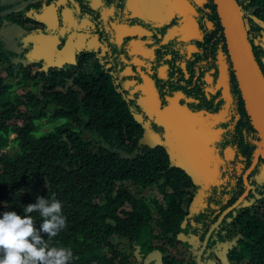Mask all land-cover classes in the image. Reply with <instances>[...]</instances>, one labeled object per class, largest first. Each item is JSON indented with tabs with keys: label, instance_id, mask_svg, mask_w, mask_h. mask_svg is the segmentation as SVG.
<instances>
[{
	"label": "trees",
	"instance_id": "obj_1",
	"mask_svg": "<svg viewBox=\"0 0 264 264\" xmlns=\"http://www.w3.org/2000/svg\"><path fill=\"white\" fill-rule=\"evenodd\" d=\"M239 1L264 68V53L259 46L264 27L250 24L253 15L264 19V13L259 15L256 10L264 6V0ZM209 2L210 13L204 10L201 15L204 12L205 20H211L206 29L210 28L212 39L201 40L194 47L178 38L163 40L157 50L162 53V61L167 57L168 62L152 70L137 69V78L132 68L138 63L136 56H142L140 44L144 45L149 32L164 37L167 31L163 25H152L153 19L148 15L116 32L120 25L112 29L81 25L84 18L76 12L78 25L73 35L87 33L86 38L69 56H55L58 65L44 56L37 48L40 44L33 41L18 54L4 56L17 55L0 69V214L6 210L23 214V205L36 201L27 191L30 186L41 196L54 194L63 203L66 225L51 244L70 247L74 254L71 264H115L109 254L116 260L123 256L116 250L117 242L133 237L139 226L145 235H151L150 222L148 216L138 215L127 221L128 226L106 222L115 219L123 195L133 197L125 189L126 182L141 188L152 183L153 175L163 164L161 146L153 148L143 140L152 130L161 132L160 121L168 106L185 103L189 110L207 112V122L221 127L225 136L229 132L235 138L244 137V144H251L232 156L228 149H235L232 145L237 146L236 139L225 137L212 153H207L212 166L222 165L226 174L240 173L238 178L243 185V173L261 144L245 108L218 7L213 0ZM9 17L1 18L0 25ZM65 26L69 40L70 25ZM18 58L30 61L19 62L20 67L15 69ZM15 73L21 76L20 88L13 93L15 85L7 80ZM134 79L149 83L153 89L151 97L140 92L143 88ZM178 99L182 101L175 102ZM46 125H50L47 130ZM117 182L118 197L109 194ZM262 192L261 186L256 185L251 192L255 193L253 201ZM98 196L104 200L102 206L94 204ZM174 205L175 200L170 201L169 216L180 209ZM33 215L39 228L42 219L38 213ZM210 227L205 228L204 237ZM261 230L242 236V248L230 254L231 260L246 257L247 264H264ZM41 235L47 238L46 233ZM167 264L176 262L170 260ZM189 264H196V255Z\"/></svg>",
	"mask_w": 264,
	"mask_h": 264
},
{
	"label": "clouds",
	"instance_id": "obj_2",
	"mask_svg": "<svg viewBox=\"0 0 264 264\" xmlns=\"http://www.w3.org/2000/svg\"><path fill=\"white\" fill-rule=\"evenodd\" d=\"M36 1L38 0H34L33 2ZM97 1L103 10L112 12L129 10L130 4L131 6L133 4V2L130 3L128 0H116L115 4L113 2L114 0ZM118 2L120 3V6ZM200 3L202 4L203 0H200ZM214 4L216 5L215 1ZM18 6L19 3L0 11V14L7 11L6 14L0 16V19H5L7 16L15 18L16 15L13 14H20L19 12L26 9V7H21V9L17 10ZM2 7H0V10ZM256 10H258L259 15H263L264 6H260L259 9ZM243 14L246 19V27L249 34V26L251 29V25H248L249 22L247 21V15H245L244 12ZM10 17L7 20H9ZM251 19L253 20L250 24H253V26H259V24H261L264 27V19L258 18L254 15L253 17L251 16ZM221 21L226 35L222 18ZM15 27L16 28L14 30L11 29L7 31L8 38L11 39V42H16L17 45H20L22 44L23 28L21 25H15ZM74 29L75 25L69 26V40L67 41L69 43L78 44V42L82 40L79 38L80 34H84L86 36L87 33H80L77 37H74ZM15 34L20 36L19 40L16 39ZM63 34L66 37V30ZM198 34V31H196V34L193 36L184 34L182 39L183 41H189L192 37L198 36ZM174 35L175 34H172V36ZM200 38H202V36H200ZM249 39L252 43L250 34ZM33 42L40 44L37 48L41 51L42 40ZM259 46L261 52L264 53V38L262 42H259ZM253 51L264 76V68H262L256 55L254 45ZM239 84L241 87L240 80ZM152 91L153 89L149 87L140 92L147 93V97H151ZM149 100L151 101V99ZM180 100L181 99H178L175 102ZM177 105L179 108L184 109L187 114L199 116L204 123V127L200 130V134L197 138L192 139L191 137L193 135L190 134L184 138L185 142L182 143L180 142L182 138H180L174 130V125L176 128V120L172 114V106H168V108H166L160 121L161 132L158 133L152 130L151 134L147 136L148 138L143 140V142L148 144L147 146H151L153 148L161 146L163 164L159 166V172L153 175L152 183L144 188L130 182H126L124 184L125 189L132 193L133 197L123 195L122 202H120L116 208L115 219L106 222L107 224L115 226L119 224L128 226L129 224L127 221H133L136 215H138V217L148 216L151 235H145V233L141 230L142 226H139L137 230H135L134 236L127 239L130 242L126 247H120L119 249L116 248V250L122 253L123 256H119L120 259L118 260L114 259L113 255L109 254V257L113 258L115 264H141V261L157 262L158 264L159 261H162L163 264H167L170 260H175V258L171 256L166 258L164 251L161 250L156 251L154 254H149V251L156 248L154 240L157 235L166 233V239L170 241L168 243H171L172 246L184 245L186 251H190L192 256L196 255V264L197 259L199 264H210L211 260L210 258H207L205 252L214 247V243H212L213 240H215L216 244L219 245L218 248L222 251V254L225 253L223 261L224 264H226L225 259H227L228 264H247L248 258L244 257L240 261H233L230 258V254L237 252V250L242 248V244L244 243L242 236H245L246 233H249L250 235V233L254 230L259 232V229H264V158L260 156L258 161L254 163L256 152L258 149L263 147L260 135L252 125L251 117L245 105L251 125L257 132L261 145L256 149L253 156L254 159L250 166L243 173V185L240 183L238 178L240 173L234 171L231 174H226L223 172L224 168L222 165L212 166L210 155L206 156L203 165V169L209 170L210 173L200 177L199 180H195L192 174L188 172L185 163V160L189 159V157H181V154L183 155L187 152V149H190L193 146L199 149L196 153H199L202 157L206 155V152L212 153L215 145H218L216 141L223 135V130L221 127H216L207 122V112L189 110L187 108V103ZM164 117L170 118V122L164 123ZM171 120H174V124ZM152 136H155L153 137L154 139L157 137L158 141H150ZM169 136L171 138H169ZM243 138L244 137L240 136L237 137V147L248 148L251 146V144L248 143L244 144L242 141ZM228 150L231 151L229 153L232 156H235L237 153L235 152V149ZM247 172L248 174L245 178V174ZM218 174H222V176L220 178H216ZM189 177H191V179H189ZM256 185H260L263 192L253 201L251 197L255 193L251 192L254 190ZM119 186L120 182H117L115 184V188L109 190V194L116 195V190ZM227 188H229V191ZM152 191L153 193L149 194ZM220 192L224 193L225 196H231V200L228 204L221 206L215 202L212 204L205 203L204 198L212 201V198L217 197ZM147 195H151V197H148ZM160 196H162V198ZM172 200H175L174 206L180 209L174 212V216H169V203ZM94 204L102 206L104 204V200L101 196L95 197ZM249 204L252 206L258 205V207L253 209L252 207H249ZM200 207H202L203 212L201 216H198L196 213L201 210ZM62 208V201L57 199L53 194L52 196H37L34 203L23 205V214H19L14 210H6L0 214V264H71V261L74 259L72 249L67 246H54L51 244L52 239L56 237L66 225V217L63 214ZM211 209L214 211V218L207 214ZM226 210L227 213L224 215ZM233 211H235L233 215H230ZM33 213H38L39 218L42 219L39 228L35 225L37 218L33 215ZM130 213H132V215ZM242 213H244L245 216L243 218V222L238 223L230 221L231 217L239 216ZM167 220H169L168 224ZM209 225H211V227L204 237L205 228ZM232 225H234L235 228L231 227ZM190 228L197 229L198 232L189 233ZM226 228H231L232 230L238 228L237 230L239 232H236L235 235L227 241V238L223 233ZM41 233H46L47 238H44ZM120 242H126V240ZM120 242L117 243L119 244ZM168 243H166V246L170 247V244ZM194 249H196L198 253H196ZM158 252L164 256L163 260L160 259ZM147 255L150 256L149 259L145 257ZM126 257H128V260H122ZM211 264L217 263L213 261Z\"/></svg>",
	"mask_w": 264,
	"mask_h": 264
},
{
	"label": "flooded vegetation",
	"instance_id": "obj_3",
	"mask_svg": "<svg viewBox=\"0 0 264 264\" xmlns=\"http://www.w3.org/2000/svg\"><path fill=\"white\" fill-rule=\"evenodd\" d=\"M9 1V2H8ZM120 1V0H117ZM130 3L133 2L132 6L130 4L129 10L124 11H106L103 10L102 7H100L97 0H38V2H30L29 0H2V3L5 4V6H1L2 10L7 9V7L16 5L19 3V7H26L27 10H29V7L34 4L37 5L34 7V10L38 11V18L32 19L31 17H28L24 15L23 13H20L16 15L15 18L10 17L9 20H5L0 25V69L4 68L6 65V62L9 59H13L17 55L7 58L4 57L8 54H14L15 52H18L22 50L25 46V43L29 41H37L39 39V33L40 37L42 38V48L45 49L43 52L44 56L48 55L49 59L54 60V65H58L56 57V51L55 47L60 50L58 54L66 55L65 52L67 51L68 41L67 38L64 36L65 28H64V16L70 17L72 22L75 25H78V21L75 19V13L79 12V14L84 18L81 22V25H105L107 28L112 29L114 25H120L116 29V32H119L123 29L126 25H129L133 22H136L139 20V18H142L144 15H148L153 19L152 25H163V28H165L166 34L164 37H160L156 34H153L149 32V37L147 38L144 45L140 44L139 47V53L142 55L141 57L136 56V60L138 63H136V66L132 68V73L137 78V69H144V70H152L157 67L165 66L167 60V57L165 58V61H162L161 52L157 50V48L161 45V42L163 40H167L170 37L178 38L183 41L184 34L186 35H195L196 31L199 32L198 36L192 37L189 41H183L188 42L190 47L199 46L201 40H210L212 39V32L209 29H206L207 24H209V21L211 20H205L206 16L203 12L201 15V12L205 10V12L210 13V2L209 0H203V3H200V0H128ZM120 4V3H118ZM117 4V5H118ZM54 16L58 17V20L54 21ZM181 18V19H180ZM13 22V25H21L23 28V38H22V44L17 45L16 42H9L7 40L8 38V32L7 29L10 27L8 23ZM167 25V26H166ZM59 27L58 36L59 39L50 36L53 35L56 32V29ZM172 34H175L172 36ZM170 35V36H169ZM169 36V37H167ZM202 36V38H200ZM159 38V42L154 43V39ZM86 38V36L84 37ZM178 45H180L178 43ZM77 47L76 45H73V48L71 51H69L68 55L74 50V48ZM52 51V53H49V51ZM54 50V51H53ZM67 56V55H66ZM16 66L20 67L19 61H23L27 64V60L25 58H18L15 60ZM16 69V67H15ZM1 71V70H0ZM16 74V73H15ZM19 75V74H16ZM14 75V76H16ZM12 76V77H14ZM21 77V76H20ZM20 77L17 78L15 81L16 84L12 89H14L16 86L18 89L20 88V84L18 83V80ZM40 78L42 81H44L43 75H40ZM9 80V79H8ZM7 80V83H10ZM136 83V85L139 88H143V90L149 88V83H142L138 82L137 79H134L133 81ZM214 211L211 209L209 213V216H212L214 218ZM244 213L240 214L239 216H233L230 218L231 222H243ZM264 221V218H263ZM231 227H234L232 225ZM235 228V227H234ZM264 230V229H263ZM262 230V231H263ZM195 232L197 233V229H191L189 233ZM236 232H239L237 229L232 230L231 228H226L223 233L225 234V237L227 238V241L230 240V238L235 235ZM166 239V233L162 235H157L156 239L154 240V243L156 245V250L164 251L165 255L169 253L172 254V257L175 258V261L178 263L184 262L189 264V261L191 259V253L190 251H186L185 254L188 256V258H182V260H179V258L176 256L181 251V246L183 245H176L172 246L171 243H168ZM166 243L170 244L169 246H166ZM214 247L210 248L209 251H207V258H210L211 262L215 261L217 264H224V257L225 253L222 254V251L219 250L218 246L216 244V241L213 240ZM149 250V249H148ZM150 252V251H149ZM218 253V254H217ZM151 254V253H149ZM176 254V255H175ZM224 255V256H223ZM170 256L167 255L166 258ZM147 259L150 258L149 255L145 256ZM210 262V264H211ZM159 264L160 263L159 261ZM165 264V263H164Z\"/></svg>",
	"mask_w": 264,
	"mask_h": 264
},
{
	"label": "water",
	"instance_id": "obj_4",
	"mask_svg": "<svg viewBox=\"0 0 264 264\" xmlns=\"http://www.w3.org/2000/svg\"><path fill=\"white\" fill-rule=\"evenodd\" d=\"M33 2L34 0H29ZM223 20L231 56L241 83V91L254 129L259 133L263 147L258 149L255 162L264 158V76L255 58L249 39L242 7L238 0H214ZM21 7H17V10ZM6 13H2L4 15ZM253 163V164H254ZM248 172L245 174L247 177ZM226 264H228L227 259Z\"/></svg>",
	"mask_w": 264,
	"mask_h": 264
},
{
	"label": "rangeland",
	"instance_id": "obj_5",
	"mask_svg": "<svg viewBox=\"0 0 264 264\" xmlns=\"http://www.w3.org/2000/svg\"><path fill=\"white\" fill-rule=\"evenodd\" d=\"M9 2V1H8ZM38 2V1H37ZM0 3H2V0H0ZM3 4V3H2ZM2 6H5V4H3ZM37 5H34V4H32L30 7H29V10H26V9H24L23 11H21V12H19V13H23L24 15H26V16H28V17H31L32 19H37L38 18V16H37V14H38V11L37 10H34V7H36ZM0 7H1V5H0ZM7 11H5V12H3V13H6ZM18 13H16V14H13V15H17ZM12 15V16H13ZM7 17H9V16H7ZM6 17V18H7ZM54 21H56V20H58V17L57 16H54ZM181 19V18H180ZM63 24L64 25H72V26H74L75 24L72 22V20H71V18L70 17H65L64 16V21H63ZM8 25H10V27H8V29H7V31H9V30H14L16 27H15V25H13V22H11V23H8ZM65 28V30H67V26H65L64 27ZM58 31H59V27L56 29V32L53 34V35H50V36H54V37H56V38H58L59 39V36H58ZM16 35V39L17 40H19L20 39V36L19 35H17V34H15ZM73 36V35H72ZM85 37V35L84 34H80V36H79V38L80 39H83ZM7 40L10 42L11 41V39H9V38H7ZM38 40H42V38L41 37H39V39ZM76 43H69V45L67 46V51L65 52V54L66 55H68V53H69V51H71L72 50V48H73V45H75ZM41 51H45V49L44 48H41ZM54 51V50H53ZM55 51H56V56L57 55H59L58 54V52L60 51V50H58V48H56L55 47ZM49 53H52V51L50 50L49 51ZM60 53V52H59ZM60 57V56H59ZM19 68V66H16V69H18ZM16 75V74H15ZM17 78H18V75H16V76H14V77H12V78H10L8 81L11 83H13V84H16V80H17ZM29 86H30V84H29ZM18 91V87L16 86L14 89H12V92L13 93H16ZM172 109H173V111H172V114H173V116H174V119L176 120V128H175V125H174V130H175V132L177 133V135L180 137V138H182V140L180 141V142H182V143H184L185 142V140H184V138L187 136V135H193L191 138L192 139H195V138H197L198 137V135L200 134V130H202L203 129V127H204V123H203V121H202V119L199 117V116H197V115H190V114H187L185 111H184V109H182V108H179V106L178 105H175L174 107H172ZM51 112H53V109L51 110ZM163 121H164V123H168V122H170V118H167V117H164L163 118ZM171 122L174 124V120H171ZM50 128V125H46L45 127H44V129L45 130H47V129H49ZM153 137H155V136H152V138L150 139V141H155V142H157L158 141V138L156 137L155 139L153 138ZM225 137H232V138H234V139H237V138H235V137H233L229 132H228V136H225V132H224V134L222 135V137L219 139V140H217L216 142H218V141H220V140H222V139H224ZM169 138H171L170 136H169ZM168 144V143H167ZM169 145V144H168ZM170 146V145H169ZM232 147H234L235 148V152H238L240 149H242V148H239V147H237V146H235V145H232ZM6 150H12L11 148H8V149H6ZM196 151H199V149L197 148V147H195V146H193L192 148H190V149H187V152L186 153H184L183 155L181 154V157H186V156H188L189 157V159H186L185 160V163H186V166H187V169H188V172L190 173V174H192V176H193V178L195 179V180H199L200 179V177H202V176H204V175H207V174H209L210 173V171L209 170H204L203 169V165H204V161H205V159H206V156H207V152H206V155H204L203 157L199 154V153H196ZM222 176V174H218L217 175V177L216 178H220ZM238 176V175H237ZM227 177V176H226ZM27 191L29 192V193H31L33 196H34V198H37V196H41L40 194H37L36 192H34L33 191V188H32V186H30V187H28L27 188ZM153 193V191L152 192H150L149 194H152ZM148 197H151V195H147ZM161 198H162V196H160ZM204 200H205V203L206 204H212V203H216V204H220L221 206H225L226 204H228V202L231 200V196H225L224 195V193H219V195L217 196V197H213L212 198V201H210V200H207V199H205L204 198ZM249 207L251 208H253V209H255V208H257L258 207V205H254V206H252L251 204H249ZM201 208V210H199V212H197L196 214L198 215V216H201L202 215V212H203V209H202V207H200ZM227 213V210L224 212V215ZM253 213V212H252ZM222 219V218H221ZM214 228V227H213ZM212 228V229H213ZM238 229V228H237ZM217 230V229H216ZM130 241L129 240H126V242H120L119 244H118V246H117V248L119 249L120 247H126L127 245H128V243H129ZM179 246V245H178ZM149 247V246H148ZM156 249L154 248L153 250H151L150 251V253L151 254H154V253H156V251H155ZM195 250V252L196 253H198V251L196 250V249H194ZM158 251V250H157ZM181 252L180 253H178L176 256L179 258V260H182V258H188V256L185 254V252H186V249H185V247H184V245L183 246H181V250H180ZM207 251H209V250H207ZM207 251L205 252V254H207ZM168 254L167 255H170L171 257H172V254L171 253H169V252H167ZM158 255H159V257H160V259H162L163 260V255L161 254V253H159L158 252ZM167 255H165V256H167ZM191 260V259H190ZM160 263H162L163 264V262L162 261H160ZM189 263H190V261H189ZM141 264H158L157 262H148V261H141ZM176 264H177V262H176ZM178 264H187V263H184V262H181V263H178ZM197 264H199V261H198V259H197Z\"/></svg>",
	"mask_w": 264,
	"mask_h": 264
}]
</instances>
